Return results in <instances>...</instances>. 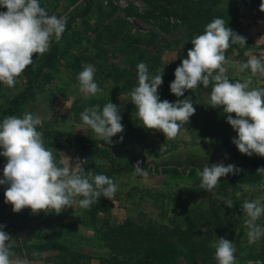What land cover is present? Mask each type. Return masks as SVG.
<instances>
[{"label":"rangeland","instance_id":"1","mask_svg":"<svg viewBox=\"0 0 264 264\" xmlns=\"http://www.w3.org/2000/svg\"><path fill=\"white\" fill-rule=\"evenodd\" d=\"M84 1L39 0L49 15L68 17L71 14L75 18L69 25L66 24L67 32L62 34L59 43L54 38L51 41L50 48L56 43L58 53L49 80L44 81L45 78H36L28 73L27 69L35 68L41 57L34 54L33 63L26 67L13 87L0 84V105L15 108L13 114L0 111V119L2 121L8 116L22 118L27 112L38 115L42 126H38L37 130L43 133L44 145L53 152L57 161L64 159L65 155L71 158L73 164L77 159H87L84 166L87 174L107 175L118 185V190L111 200L101 197L88 210L73 204L72 208L58 215L44 212L32 215L30 209L12 212V206L4 203L7 186L0 185V224L5 226L3 231L14 239L10 243L21 248L14 250L15 254L21 258L26 254L30 264H130L136 259L138 251H124L120 244L115 248L119 238L115 230L119 227L126 231L132 227H143L151 231L152 238L163 236L173 243L181 263L186 264L184 254L187 245L180 237H185L182 232L187 227L186 215L197 217L203 213L205 220L198 221L194 229H204L205 221L213 220L210 217L213 214L220 217L219 222L209 225L211 238L208 239L207 248L200 250L194 261L204 259L209 264H216L215 250L211 244L223 237L235 245L237 264H249V261L264 264V237L249 245L244 225L246 216L241 206L238 208L241 214L235 212L238 202L242 205L245 200L259 197L264 203V182L239 183L233 188L222 177L210 193L199 188L198 171H202L205 164H233L242 169L239 173L264 167V157L243 155L232 143L236 133L226 122L227 114L223 113L222 108L213 109L208 105L212 85L207 88L201 85L193 92H185L184 96L192 98L196 111L185 129L182 128L172 140L165 139L159 131L140 126L135 106L130 101L132 89L125 85L127 80L137 81L135 64L126 52L129 43L125 35H151L158 41L166 42L160 51L158 47L153 50V55L160 57L157 68L162 69V66L168 67L167 63L176 61L177 50L191 49L190 41L201 34H191L185 23H179L172 16L159 17L157 10H153L154 16L149 15L146 11L150 6L146 0H99L104 9L112 11L110 20L117 21L120 28L119 31L100 34L94 28L96 22L91 13L95 7L81 14ZM260 3L261 0H220L218 4L225 12L222 18L226 25L246 38L244 46L232 44L225 53L228 61L225 64L226 74L233 82L243 81L250 75L247 71L243 74L238 72L240 63L247 62L251 57L264 62V17L258 14ZM253 11L257 13L253 14ZM248 21L256 25L252 32L246 27L251 23ZM86 65L94 67V80L101 89L96 96L85 97L78 90L77 76ZM132 65L133 68H130ZM124 66L131 69L129 74L124 73L121 77L114 75ZM252 87H264V75L254 77ZM21 92H33V99L19 98L18 102L13 103L11 100ZM160 93L161 88H158L160 100H165ZM109 101L120 107L124 130L111 138L112 143L107 144L80 129V113L96 104L102 108ZM55 134L83 137L87 145L54 147L52 142L55 140L49 135ZM121 136L123 140L117 143ZM224 139H228V142L223 143ZM109 155L118 163L132 165L122 171H113L110 169ZM137 161L145 169V176L134 173L133 165ZM5 163L6 158L0 156V178ZM237 192L241 193L239 197ZM226 200L233 202L232 208L224 204ZM257 223L264 227V215ZM202 238V233L195 232L187 239ZM50 241L66 244L70 252L48 251L33 256L23 247L29 243ZM47 258L51 260L47 261Z\"/></svg>","mask_w":264,"mask_h":264},{"label":"clouds","instance_id":"2","mask_svg":"<svg viewBox=\"0 0 264 264\" xmlns=\"http://www.w3.org/2000/svg\"><path fill=\"white\" fill-rule=\"evenodd\" d=\"M0 84L11 88L27 66L33 63V55H43L49 51L53 38L57 43L66 28L67 17L49 15L41 7L39 0H0ZM259 10L264 12V0ZM187 51V58L181 60L174 70V80L170 83L171 94L175 102L160 100L158 88L162 85L163 68L158 74H149L144 62L137 65V86L129 93L135 106L136 118L145 129L161 132L165 139H175L184 125L195 113L193 100L184 96L186 91H195L210 84L211 92L208 105L222 108L226 122L235 131L232 143L246 156L255 154L264 157V87H252L253 78L264 75V62L251 57L238 66V72L250 73L246 78L231 81L225 64L226 50L232 44L244 46L246 38L235 33L226 25L223 18H214L205 26L201 35L194 37ZM78 90L85 97L96 96L101 92L94 80V67L86 65L77 76ZM234 114V117L233 115ZM81 130L90 132L97 141L112 143L111 138L122 133L120 107L110 101L86 107L80 113ZM42 120L31 112L22 118L8 116L0 122V156L6 158L0 185H6L4 203L12 206V212L19 213L30 209V214H60L76 204L80 209L88 210L98 203L101 197L111 200L118 190L113 179L104 174L89 175L85 171L88 160H79L73 164L65 155L57 161L53 152L44 145L43 133L37 130ZM121 136L117 143L122 141ZM137 161L133 165L134 173L145 176L147 173ZM242 171L233 164H205L200 177L199 188L210 193L220 178L235 175ZM264 175V167L257 169ZM239 197L241 193L237 192ZM224 204L233 207L231 200ZM241 209L246 216L249 245L264 237V227L257 221L264 215V203L257 197L245 200ZM0 224V264H30L27 255L17 256L10 243L14 239L3 231ZM22 240V239H18ZM18 246V245H16ZM214 248L216 264H237V251L233 242L220 237L211 244ZM33 256L39 253L33 251ZM249 264H261L249 261Z\"/></svg>","mask_w":264,"mask_h":264},{"label":"trees","instance_id":"3","mask_svg":"<svg viewBox=\"0 0 264 264\" xmlns=\"http://www.w3.org/2000/svg\"><path fill=\"white\" fill-rule=\"evenodd\" d=\"M148 2L149 9L146 11L149 15L154 16V11L157 10V15L159 17H174L179 23H185L187 28L191 30V34H203L205 26L210 23L214 18H222L225 15L223 8L218 5L220 0H146ZM218 5V6H217ZM41 7H43L41 5ZM93 7H95L93 9ZM44 8V7H43ZM90 9L92 10V16L96 22L95 30H98L99 33L106 34L108 31L116 30L119 31V24L117 21H111L110 16L112 11L110 9H104L101 6L99 0H85L84 8L82 9L81 14L88 12ZM5 9H0L3 11ZM161 15V16H160ZM156 17V16H155ZM75 18L74 15H69L67 17L69 25L71 21ZM69 23V24H68ZM66 25V26H67ZM231 29V28H230ZM67 32L65 29L64 33ZM122 32V30H121ZM127 36V42L129 43V49L126 50L127 54L131 56L130 61L134 62L132 66L137 70V65L140 62H144L148 66L149 74L155 76L158 74L159 68H157L160 64L158 61L160 57L157 55H153V50L158 47V51H160V47L162 44H165L164 41H158L156 37L151 35H143V36H133V35H125ZM125 40V37H123ZM101 50L100 47H98ZM188 50H177V54H175L174 62L167 63L168 67L163 68L162 85L159 86L161 88L160 95H163L165 100L169 102H175L177 99H181L182 97H176L174 94H171L169 85L174 80V70L177 66L180 65L181 60L187 58ZM57 53L58 49L56 47V43L52 45V47L44 53L35 68L29 67L27 69L29 74L34 75V77L45 78L44 81L50 79V72L55 67L57 61ZM99 57L100 54H97ZM158 65V66H157ZM128 66L122 67L121 71L115 72L114 75H118L121 77L124 73L129 74L131 69ZM155 68V69H154ZM111 75V73H110ZM131 75V73H130ZM136 80H127L125 82L126 88L133 89ZM162 86V87H161ZM185 95V94H184ZM19 98L25 99L30 98L33 99V92L25 93L21 92L17 97L13 98L11 101L13 103L18 102ZM0 111L3 113L13 114L15 108H9L6 105H0ZM3 121V120H2ZM0 119V122H2ZM186 127V124L184 125ZM50 138L55 141L52 142L54 147L62 148V147H73L80 146L86 147L87 141L83 137L73 136V135H49ZM44 137V136H43ZM228 142V139H224L223 143ZM110 169L113 171H122L128 168L129 163H118L112 155L108 157ZM176 172V171H175ZM225 180L228 181L229 185L235 188L239 183H249V182H264V175L258 174L257 171H246L242 173H237L235 175H227L224 177ZM241 205L239 202L235 206V212L237 215H240L241 212L238 209ZM95 211V209H92ZM210 217H213V220H207L206 227L202 229H194L198 221L205 220V215L203 213L199 214V216L194 217L190 214L186 215L185 222L187 224L186 229L182 232L184 244L187 245L186 253L184 254V258L186 260V264H209L208 261L202 260L200 262H196L195 257L199 253L200 250L207 248L208 239L211 238V231L208 230L209 225L213 223L219 222L218 218L220 216L213 214ZM47 225V223H45ZM119 236L118 240L115 242L117 248L120 244V247L124 249V251H138V255L136 259L132 261L130 264H182L179 259V252L173 243L169 240L163 238V236H158L156 239L152 238L151 231H148V228L143 227H132L129 230H123L121 227L115 230ZM195 232H200L203 235L201 240H189L187 238L191 237ZM206 235V236H205ZM205 236V237H204ZM23 247L27 250L28 253H33V251L39 253V255L43 252H58V253H68L70 252V248L58 241H50L47 243H29L23 245ZM22 247V248H23ZM21 249L20 247H14L13 251ZM37 255V256H39ZM47 261L51 259L47 258Z\"/></svg>","mask_w":264,"mask_h":264},{"label":"crops","instance_id":"4","mask_svg":"<svg viewBox=\"0 0 264 264\" xmlns=\"http://www.w3.org/2000/svg\"><path fill=\"white\" fill-rule=\"evenodd\" d=\"M254 9V8H253ZM257 13V11H253V14H256ZM259 15H262L263 17H264V12H261V11H259V13H258ZM253 16V15H252ZM249 22H251L250 24H249V26L247 25L246 27H249L250 29L248 30L249 32H252V30H255V27H256V25H255V23H253L252 21H248V23ZM259 23V20H258V22H257V24Z\"/></svg>","mask_w":264,"mask_h":264}]
</instances>
